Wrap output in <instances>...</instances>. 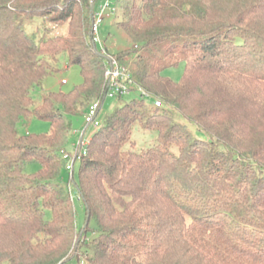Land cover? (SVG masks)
<instances>
[{
    "label": "trees",
    "instance_id": "trees-1",
    "mask_svg": "<svg viewBox=\"0 0 264 264\" xmlns=\"http://www.w3.org/2000/svg\"><path fill=\"white\" fill-rule=\"evenodd\" d=\"M105 1L0 0V264H80L79 251L89 264H264V0L113 3L141 97L117 98L76 181L62 157L72 118L108 99L92 41ZM64 59L83 83L37 102ZM181 64V81L165 75ZM34 118L50 132L22 134ZM138 126L158 142L138 149Z\"/></svg>",
    "mask_w": 264,
    "mask_h": 264
},
{
    "label": "rangeland",
    "instance_id": "rangeland-1",
    "mask_svg": "<svg viewBox=\"0 0 264 264\" xmlns=\"http://www.w3.org/2000/svg\"><path fill=\"white\" fill-rule=\"evenodd\" d=\"M105 1V0H102ZM118 0H113L111 2L112 4ZM121 17H118L117 19L115 17H111L109 19H105L103 23L99 27V37L102 40V42L105 43V47L107 49V53L110 56H115L121 54L124 51H128L132 49L133 45L130 41V38L125 34L123 30L120 29L119 25L117 24L118 19ZM100 49V48H99ZM135 54H132L125 58L124 63L131 64V68L134 65V59ZM121 62V61H120ZM69 62L67 60H62L61 67L59 72H55L48 76L43 84V87L41 89H37L36 92V98L37 102H41L42 95L45 93L55 92L58 93L60 91L67 93L75 89V87L79 86L83 83V77L80 71V68L78 66H71L69 67ZM185 65L181 64L179 67L167 70L165 72V75L169 77L170 79L179 82L182 80L184 75ZM67 80V85H62V80ZM145 95H149L148 92L144 90ZM145 96V100L148 101L149 97ZM140 92L138 91H130L129 94H127L124 98L125 100H130L134 98H140ZM163 104L162 100H157ZM156 101V102H157ZM122 104L118 99H106L104 103L100 107L98 121L100 123H103L106 118L115 110V108L119 107ZM73 122V129L68 137V142L65 147L64 153H68L71 155H74V145L78 144L81 133L85 130V120L84 116H77L72 118ZM51 130V125L48 121L45 120H38V119H31L27 125H22L20 127V132L22 134L30 133L35 135H43L48 134ZM96 130L92 127H90L86 133V140L89 141L92 134H94ZM134 139L136 143H138L137 148H147L149 145L158 142L159 137L156 136L155 133H150L148 131L143 130L140 126H138L134 131ZM63 154V153H62ZM64 159V154L62 156ZM66 160V159H65ZM81 159L77 160L76 163V174H75V180L78 181V169L80 166ZM40 170V164L35 161L28 162L25 166V172L26 174H36ZM65 178L66 182L69 181V175L67 172H65ZM68 190H70V194L75 206V210L77 213V225L78 228H84L86 225V214L85 209L83 207L82 202L79 199V196L74 188L68 187ZM47 217H50V212L47 213ZM83 229L80 230V233H83ZM90 237V236H89ZM83 244L84 242L88 243V246L91 248L94 244V239L91 236L88 240H86L85 236H81L79 241H77V245ZM92 245V246H91ZM78 257L80 260V264H89L87 261V256L82 252L79 251ZM67 264H77L76 260H73Z\"/></svg>",
    "mask_w": 264,
    "mask_h": 264
},
{
    "label": "built area",
    "instance_id": "built-area-1",
    "mask_svg": "<svg viewBox=\"0 0 264 264\" xmlns=\"http://www.w3.org/2000/svg\"><path fill=\"white\" fill-rule=\"evenodd\" d=\"M112 0H106L102 3L96 12V20L92 30V41L95 43L100 49L99 53L106 60V80H107V91L106 96L108 99H117L120 95H127L132 90L134 85L131 75V64H122L120 60H118L115 56H110L107 53V49L105 47V43L99 37V27L105 20V18H109L112 14ZM68 83L67 80H62V84L66 85ZM141 92L144 96V90L141 89ZM149 96V95H148ZM147 96V97H148ZM156 106L160 107L161 102H155ZM100 111V103L94 102L92 103L84 116L85 120V130L81 133V138L78 144L74 145V155L64 153V157L67 160V170L73 176L74 168L76 165V161L86 156L88 153V148L90 146L93 135L97 130H99L102 126V123L98 121ZM92 127L96 131L91 135L89 141L86 140V133L88 129Z\"/></svg>",
    "mask_w": 264,
    "mask_h": 264
}]
</instances>
